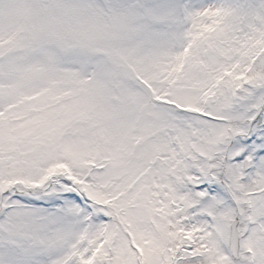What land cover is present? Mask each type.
I'll return each instance as SVG.
<instances>
[{
    "label": "rangeland",
    "instance_id": "obj_1",
    "mask_svg": "<svg viewBox=\"0 0 264 264\" xmlns=\"http://www.w3.org/2000/svg\"><path fill=\"white\" fill-rule=\"evenodd\" d=\"M257 118L264 0H0V264H264Z\"/></svg>",
    "mask_w": 264,
    "mask_h": 264
},
{
    "label": "water",
    "instance_id": "obj_2",
    "mask_svg": "<svg viewBox=\"0 0 264 264\" xmlns=\"http://www.w3.org/2000/svg\"><path fill=\"white\" fill-rule=\"evenodd\" d=\"M237 222H234L230 227L228 248L234 259H238L239 251V236L237 234Z\"/></svg>",
    "mask_w": 264,
    "mask_h": 264
},
{
    "label": "trees",
    "instance_id": "obj_3",
    "mask_svg": "<svg viewBox=\"0 0 264 264\" xmlns=\"http://www.w3.org/2000/svg\"><path fill=\"white\" fill-rule=\"evenodd\" d=\"M220 177H221V178H224L223 176H220ZM241 215L244 216V212L241 213ZM241 215H236V218L238 219L239 216H241ZM240 226L243 227L242 222H240ZM103 257H104V255L102 254V255H101L99 258H97V259H99V260L101 261V263H102V259H103ZM109 258H111V256L108 255V257H106L104 263H102V264H106V262H109Z\"/></svg>",
    "mask_w": 264,
    "mask_h": 264
}]
</instances>
